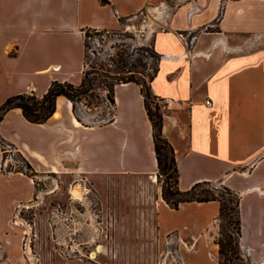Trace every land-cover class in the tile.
<instances>
[{"label":"crops","instance_id":"0c3cea01","mask_svg":"<svg viewBox=\"0 0 264 264\" xmlns=\"http://www.w3.org/2000/svg\"><path fill=\"white\" fill-rule=\"evenodd\" d=\"M221 1L0 0V106L20 94L43 97L55 81L80 86L88 31L139 33L159 58L152 95L183 105L164 114L162 130L175 151L178 188L208 183L235 192L242 260L264 264V0H224L222 9ZM152 17L154 29L161 28L147 37L142 28ZM207 26L214 30L202 31ZM138 40L128 41L134 47ZM106 96L95 113L58 97L44 124L13 109L0 134L40 179L58 176L84 188L137 177L156 183L153 125L141 86L116 84L112 104ZM5 156L0 145V246H22L26 232L17 212L30 206L37 187L34 177L7 172ZM158 197L154 229L145 215L135 231L155 236L149 246H157V263L219 264L220 203L174 209L161 187Z\"/></svg>","mask_w":264,"mask_h":264},{"label":"rangeland","instance_id":"374dc122","mask_svg":"<svg viewBox=\"0 0 264 264\" xmlns=\"http://www.w3.org/2000/svg\"><path fill=\"white\" fill-rule=\"evenodd\" d=\"M223 6L224 0L220 3L221 9ZM138 21L141 25L143 17ZM145 25L147 23L143 27ZM160 28L155 26L156 30ZM213 30L207 26L202 31ZM87 35L86 65L92 91L79 98V109L86 108L93 113L101 111L104 94L115 83L110 77L115 74L122 78L134 75L137 80L145 79L150 84L159 59L151 42L141 43L137 35L126 28L113 32L92 30ZM128 40H138V45L135 43L132 47ZM155 103L161 107L159 99H155ZM106 115L102 112L99 121H104ZM5 149L6 171L29 173L35 178L37 194L30 206L17 212L16 222H20L26 232L22 235V246H0V264H158L157 246H149L155 242V236L135 231L139 230L145 215L154 229L156 197L159 199L158 189H162V182L157 179L153 183L152 178L137 177L99 181L93 188H84L78 182L58 176L40 179L12 148ZM223 187L220 184L202 186L196 194L203 197L213 190L215 195H222ZM232 221L225 225V232L235 240L238 239V226L235 218ZM18 226L14 232L19 230ZM119 243L123 246H117ZM99 247H102L101 252H98ZM222 260L225 259L221 257ZM231 264L246 263L241 256L233 258Z\"/></svg>","mask_w":264,"mask_h":264},{"label":"trees","instance_id":"16d2710c","mask_svg":"<svg viewBox=\"0 0 264 264\" xmlns=\"http://www.w3.org/2000/svg\"><path fill=\"white\" fill-rule=\"evenodd\" d=\"M88 38L89 36L86 33L87 51ZM110 79L115 81L112 85V89L108 92L112 103L114 102L113 88L116 84L133 82L141 86V91L145 98L146 110L153 125L154 147L158 162V181L162 182L163 199L174 209H178L180 205L190 202L207 203L218 201L220 203L219 216L221 224L220 237L217 239V244L220 247V256L225 259L222 261L220 260L219 264H231L233 258L240 259L242 251L240 247L241 219L239 214V196L224 186L221 190L222 195H215L214 191L210 190V193L206 192L203 194V197H199L196 192L202 186H211L208 183L198 184L185 192L181 191L178 188L179 172L175 158V151L169 141L163 136L164 114L162 113L161 107L155 103V99L157 98L152 95L150 84L148 85L145 79L137 80L134 75L122 78L115 74L111 76ZM91 91L92 85L91 81L88 79V72L86 71L83 82L80 86L55 81L51 84L48 92L43 97H38L34 93L20 94L10 97L2 106H0V124L6 113L13 109H20L24 117L33 124H44L48 122L56 112V101L58 97L63 96L72 101L75 109L79 98L87 95ZM0 145L6 147V142L1 134ZM27 167L29 170L33 171L28 163ZM19 172L25 173L24 171ZM25 174L29 175V173ZM224 196H229L233 199H226ZM234 218L236 221L235 225L238 226V239L235 240L232 235H229L228 233L226 234L225 232V225L229 222H233L232 220Z\"/></svg>","mask_w":264,"mask_h":264},{"label":"built area","instance_id":"2783aa9c","mask_svg":"<svg viewBox=\"0 0 264 264\" xmlns=\"http://www.w3.org/2000/svg\"><path fill=\"white\" fill-rule=\"evenodd\" d=\"M181 37L184 40L186 39L185 37H183V35H181ZM106 99H107V102L112 104V100H111V97L109 96L108 92H107ZM160 101L162 103L161 104V110L164 112V114L170 113V112H173V111H177V110H183V105L178 103L175 100L166 98V99H162ZM206 105L211 106V101L207 100L206 101ZM242 258H243V256H242Z\"/></svg>","mask_w":264,"mask_h":264},{"label":"bare ground","instance_id":"6f19581e","mask_svg":"<svg viewBox=\"0 0 264 264\" xmlns=\"http://www.w3.org/2000/svg\"><path fill=\"white\" fill-rule=\"evenodd\" d=\"M155 22H156V20L155 19H153V17L152 18H150V19H148V21H147V25H145V27H143L144 28V31L146 32V34H147V37H149L150 35L149 34H151V32L154 30V24H155ZM144 32V33H145ZM78 122V121H77ZM156 180V179H155ZM102 251V247H99V249H98V252H101ZM94 255H96V254H93V256Z\"/></svg>","mask_w":264,"mask_h":264},{"label":"water","instance_id":"95a60500","mask_svg":"<svg viewBox=\"0 0 264 264\" xmlns=\"http://www.w3.org/2000/svg\"><path fill=\"white\" fill-rule=\"evenodd\" d=\"M139 55V54H138ZM134 57H137V56H135V54H134Z\"/></svg>","mask_w":264,"mask_h":264}]
</instances>
